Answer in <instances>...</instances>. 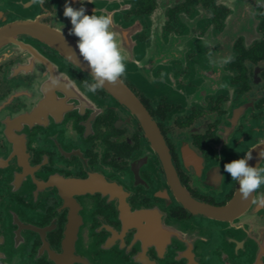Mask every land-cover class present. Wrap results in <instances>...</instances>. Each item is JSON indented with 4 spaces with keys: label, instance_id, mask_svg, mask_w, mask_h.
<instances>
[{
    "label": "flooded vegetation",
    "instance_id": "1",
    "mask_svg": "<svg viewBox=\"0 0 264 264\" xmlns=\"http://www.w3.org/2000/svg\"><path fill=\"white\" fill-rule=\"evenodd\" d=\"M66 3L0 0V264H264L224 172L264 168V0H85L126 63L95 94Z\"/></svg>",
    "mask_w": 264,
    "mask_h": 264
},
{
    "label": "clouds",
    "instance_id": "2",
    "mask_svg": "<svg viewBox=\"0 0 264 264\" xmlns=\"http://www.w3.org/2000/svg\"><path fill=\"white\" fill-rule=\"evenodd\" d=\"M80 3L78 9L66 3L63 15L70 18L72 27L69 35L78 37L74 51L90 70L92 82L85 81L84 88L95 94L107 84H115L126 72V63L116 34L112 31V16L87 15L83 6L85 0H80ZM61 35L63 37V33ZM52 83L56 86L59 82L53 80ZM260 156L264 157V149L260 151ZM252 159L250 151L242 158L224 165V172L238 182L244 198L264 185V168L250 166L248 162Z\"/></svg>",
    "mask_w": 264,
    "mask_h": 264
}]
</instances>
